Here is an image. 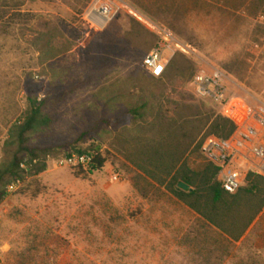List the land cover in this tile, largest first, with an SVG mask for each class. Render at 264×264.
Listing matches in <instances>:
<instances>
[{"label":"rangeland","instance_id":"rangeland-1","mask_svg":"<svg viewBox=\"0 0 264 264\" xmlns=\"http://www.w3.org/2000/svg\"><path fill=\"white\" fill-rule=\"evenodd\" d=\"M97 1L112 11L93 24ZM163 31L185 51L165 49L156 78L143 60ZM214 70L229 99L264 105V0H0V169L29 98L55 117L29 140L46 171L0 186L3 263L264 264V186L221 209L222 228L167 191L179 159L206 167L197 144L220 114L192 80ZM94 143L102 170L62 164Z\"/></svg>","mask_w":264,"mask_h":264},{"label":"built area","instance_id":"built-area-1","mask_svg":"<svg viewBox=\"0 0 264 264\" xmlns=\"http://www.w3.org/2000/svg\"><path fill=\"white\" fill-rule=\"evenodd\" d=\"M95 2L92 14L93 24L108 19L112 8L107 3ZM163 43L152 50L143 60V66L153 77L162 78L168 66L164 56L165 49L184 47L168 32H161ZM225 75L220 70L212 73L202 72L194 76L192 86L194 93L218 107V110L236 129L228 139H220L214 135L207 136L201 146L205 162L219 168L218 180L222 188L229 193L237 192L246 182L250 172L264 178V105L258 110L242 100H231L226 93ZM96 152L72 154L62 160V164L87 169L96 158ZM113 178L118 180L119 176ZM0 264L3 263L0 247Z\"/></svg>","mask_w":264,"mask_h":264},{"label":"trees","instance_id":"trees-1","mask_svg":"<svg viewBox=\"0 0 264 264\" xmlns=\"http://www.w3.org/2000/svg\"><path fill=\"white\" fill-rule=\"evenodd\" d=\"M29 110L23 116V120L15 124L11 137V145L16 149L12 153V157L7 161L3 168L0 169V186L8 187L12 183L23 180L25 176L32 174H40L46 171V157L48 151L41 150L37 147H30V135L38 129L49 127L55 120L51 112L45 111V101L29 98ZM135 116L140 115V110L132 111ZM220 117L214 121L211 133L220 139H228L236 129V125L226 118L220 111ZM202 142L197 144V148L201 150ZM95 151L96 158L91 166L87 168L89 173L100 171L104 168L106 158L101 152V149L95 143L86 149H77L76 154ZM72 155L70 153L68 156ZM27 159L26 168H22V164ZM36 161V162H35ZM35 162V163H34ZM180 159L174 163L172 170L168 173L172 178V182L168 183L167 191H169L177 200L184 203L191 210L196 212L201 217L208 220L214 226H220L218 220L219 211L225 208H233L239 206L237 199L248 195L261 192L264 186V178L260 175L250 172L247 176L245 184L235 193L226 192L218 180L219 168L213 164L206 163L202 173H193L190 170L178 169ZM178 169V170H177ZM174 171V173H173ZM174 174V175H173ZM199 176L203 179L199 180ZM196 187V188H193ZM1 188V187H0ZM208 190L210 197L205 199L202 196L203 190ZM7 195V189L0 190V201ZM233 198L234 201H230ZM264 207V198L261 205L256 209V215ZM222 228V227H221Z\"/></svg>","mask_w":264,"mask_h":264},{"label":"crops","instance_id":"crops-1","mask_svg":"<svg viewBox=\"0 0 264 264\" xmlns=\"http://www.w3.org/2000/svg\"><path fill=\"white\" fill-rule=\"evenodd\" d=\"M189 208V207H188ZM190 209V208H189ZM191 210V209H190ZM192 213L196 216V217H199L200 215H198L196 212H194L193 210H192ZM201 217V216H200Z\"/></svg>","mask_w":264,"mask_h":264}]
</instances>
